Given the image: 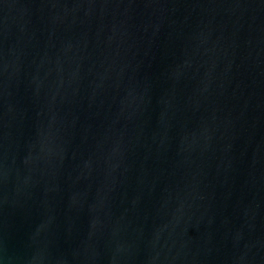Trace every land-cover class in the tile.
<instances>
[{"label":"water","instance_id":"95a60500","mask_svg":"<svg viewBox=\"0 0 264 264\" xmlns=\"http://www.w3.org/2000/svg\"><path fill=\"white\" fill-rule=\"evenodd\" d=\"M0 264H264V0H0Z\"/></svg>","mask_w":264,"mask_h":264}]
</instances>
